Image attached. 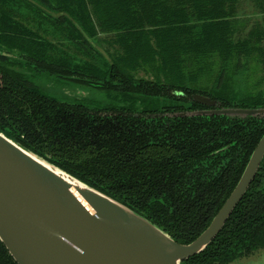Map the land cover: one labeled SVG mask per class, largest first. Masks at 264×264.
<instances>
[{
	"label": "trees",
	"instance_id": "obj_1",
	"mask_svg": "<svg viewBox=\"0 0 264 264\" xmlns=\"http://www.w3.org/2000/svg\"><path fill=\"white\" fill-rule=\"evenodd\" d=\"M242 1L262 14L243 36ZM99 35L104 51L89 42ZM256 66L264 72V0H0V133L188 245L264 135V116L202 112L264 109V89H246ZM33 73L106 102L60 101ZM263 248L264 158L218 235L181 264H231ZM0 264H16L1 242Z\"/></svg>",
	"mask_w": 264,
	"mask_h": 264
},
{
	"label": "water",
	"instance_id": "obj_2",
	"mask_svg": "<svg viewBox=\"0 0 264 264\" xmlns=\"http://www.w3.org/2000/svg\"><path fill=\"white\" fill-rule=\"evenodd\" d=\"M194 99L215 105L205 97ZM202 114L254 117L264 116V109L229 108ZM263 158L264 135L210 225L192 243L182 245L0 133V242L16 264H181L201 253L218 235Z\"/></svg>",
	"mask_w": 264,
	"mask_h": 264
},
{
	"label": "rangeland",
	"instance_id": "obj_3",
	"mask_svg": "<svg viewBox=\"0 0 264 264\" xmlns=\"http://www.w3.org/2000/svg\"><path fill=\"white\" fill-rule=\"evenodd\" d=\"M238 28L241 35L248 33L253 26L262 22V14L258 9L253 5L252 2L242 1L238 6L237 12ZM100 38H104L103 35H99V44L95 43V40L89 39L91 45L99 51H104L108 48L106 43L101 42ZM255 64H251V67H254ZM255 74L252 76L251 72L247 73V82L246 89L248 90H259L264 89V82L261 81L260 84H256V81L260 80L263 75V69L261 66H256V69L253 68ZM32 79L35 85L46 95L54 97L60 101L72 102L75 99H86L88 104L97 105L104 104L106 102L105 95L97 89L81 87L76 85L72 81L61 80L54 76H49L47 74H35L33 73ZM231 264H264V248L254 252L249 257L240 258Z\"/></svg>",
	"mask_w": 264,
	"mask_h": 264
},
{
	"label": "bare ground",
	"instance_id": "obj_4",
	"mask_svg": "<svg viewBox=\"0 0 264 264\" xmlns=\"http://www.w3.org/2000/svg\"><path fill=\"white\" fill-rule=\"evenodd\" d=\"M54 172H56L58 175H61V173L60 172H58V171H54ZM63 176V175H62ZM66 180H67V178L65 177V176H63Z\"/></svg>",
	"mask_w": 264,
	"mask_h": 264
},
{
	"label": "flooded vegetation",
	"instance_id": "obj_5",
	"mask_svg": "<svg viewBox=\"0 0 264 264\" xmlns=\"http://www.w3.org/2000/svg\"><path fill=\"white\" fill-rule=\"evenodd\" d=\"M216 110H219V109H216ZM207 111H212V110H207Z\"/></svg>",
	"mask_w": 264,
	"mask_h": 264
}]
</instances>
